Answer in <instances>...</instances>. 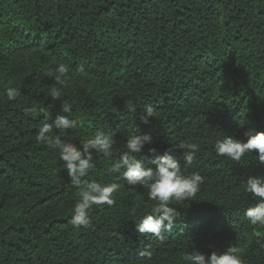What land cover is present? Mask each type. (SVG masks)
<instances>
[{"label":"trees","instance_id":"obj_1","mask_svg":"<svg viewBox=\"0 0 264 264\" xmlns=\"http://www.w3.org/2000/svg\"><path fill=\"white\" fill-rule=\"evenodd\" d=\"M59 61L69 65L63 86L51 71ZM9 86L20 91L14 101ZM65 100L80 124L65 138L79 144L103 130L117 140L112 158L94 154L86 177L120 186L112 206H93L88 229L69 223L79 189L58 151L36 141L41 110L55 104L54 119ZM250 129L264 131V0H0V264H183L185 251L229 243L244 264H264V226L245 217L255 200L243 184L264 165L255 153L239 164L219 157L213 143ZM145 133L157 148L146 146V165L185 140L198 151L182 171L205 178L193 201L173 202L180 215L163 239L135 231L154 203L146 190L108 172L128 135Z\"/></svg>","mask_w":264,"mask_h":264},{"label":"clouds","instance_id":"obj_2","mask_svg":"<svg viewBox=\"0 0 264 264\" xmlns=\"http://www.w3.org/2000/svg\"><path fill=\"white\" fill-rule=\"evenodd\" d=\"M54 80L63 86L67 83L64 77L69 72V65L63 61L57 62L54 69ZM83 67L80 72H83ZM4 96L8 101H14L20 96L17 87H5ZM49 95L53 101L60 100L62 88L52 87ZM134 101H126L127 110H132ZM55 104H49L45 113L46 122L43 123L36 134V141L48 145L58 151L63 169L66 170L69 182L79 189V199L74 203L69 223L75 229H88L92 226L90 215L93 206L115 203L114 194L119 190V184L115 182L100 183L88 180L89 170L93 167L94 154H102L105 158H112L114 145L117 143L115 136L110 132L97 130L87 140L79 141V144L65 138L70 129L80 126L76 119L72 118L73 104L65 100L61 103L59 112L54 119H50ZM155 118V108L146 105L141 110L140 119L143 124H149ZM55 130V135H53ZM245 140L236 139L233 135H226L222 139H216L214 150L217 156L226 157L237 164L241 163L248 153H255L257 161L264 165V131L250 129L244 133ZM151 134H130L124 141L126 151L120 153L118 159H114L108 168L110 174H120V178L129 186L138 190H146L147 199L154 203L150 211L138 217L135 223V231L141 235L163 239L164 233L171 232L180 215L173 202L191 200L199 192L204 183V176L195 171L185 174L182 171L181 160L184 164H191L198 145L181 140L175 145H170L163 155L156 156L151 161V166L146 165L141 157L146 146L148 154L156 155L157 148ZM175 150H180V155H174ZM244 190L255 203L246 208L244 215L252 226H264V174H249L243 181ZM136 209H132L135 216ZM264 237V233H261ZM144 256L151 259L152 253L146 251ZM183 264H244L240 249L229 243L223 251L213 250L210 254L203 253L195 248L185 251L181 257Z\"/></svg>","mask_w":264,"mask_h":264}]
</instances>
